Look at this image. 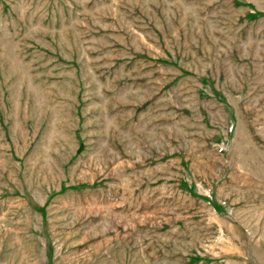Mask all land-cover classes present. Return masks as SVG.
<instances>
[{
    "label": "rangeland",
    "instance_id": "374dc122",
    "mask_svg": "<svg viewBox=\"0 0 264 264\" xmlns=\"http://www.w3.org/2000/svg\"><path fill=\"white\" fill-rule=\"evenodd\" d=\"M0 264H264V0H0Z\"/></svg>",
    "mask_w": 264,
    "mask_h": 264
}]
</instances>
